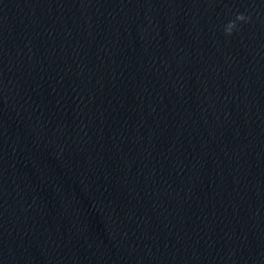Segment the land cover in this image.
Segmentation results:
<instances>
[{
  "label": "water",
  "instance_id": "1",
  "mask_svg": "<svg viewBox=\"0 0 264 264\" xmlns=\"http://www.w3.org/2000/svg\"><path fill=\"white\" fill-rule=\"evenodd\" d=\"M0 88L220 264H264V0H0Z\"/></svg>",
  "mask_w": 264,
  "mask_h": 264
},
{
  "label": "clouds",
  "instance_id": "2",
  "mask_svg": "<svg viewBox=\"0 0 264 264\" xmlns=\"http://www.w3.org/2000/svg\"><path fill=\"white\" fill-rule=\"evenodd\" d=\"M248 18L245 17L244 14H238L236 17V20L230 21L226 26H225V33L227 35H232L233 31L237 28V23L236 21H246Z\"/></svg>",
  "mask_w": 264,
  "mask_h": 264
}]
</instances>
